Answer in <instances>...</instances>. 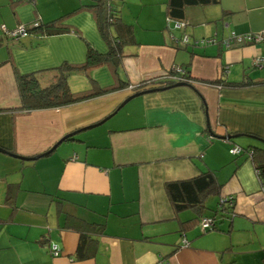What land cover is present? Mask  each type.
<instances>
[{
  "label": "crops",
  "instance_id": "1",
  "mask_svg": "<svg viewBox=\"0 0 264 264\" xmlns=\"http://www.w3.org/2000/svg\"><path fill=\"white\" fill-rule=\"evenodd\" d=\"M133 1V18L124 14L127 1L119 9L135 41L123 44L116 67L91 73L101 87L123 80L130 86L21 113L12 110L21 104L15 69L38 72L48 85L53 68L85 62L89 46L100 53L109 46L88 8L96 0H0V147L25 157L0 151V264H264V189L250 154L264 148V66L253 63L264 57V42H199L264 31V0L188 6L181 29L167 16L168 0ZM61 17L67 32L20 38L4 32ZM173 67L187 69L194 83L120 106L134 85ZM219 78L226 86L208 82ZM247 79L258 83H227ZM69 85L82 92L93 83L76 71ZM238 146L245 150L230 151ZM204 172L215 175L216 189L202 207L176 211L168 185ZM232 197L233 212L224 213L220 201ZM71 216L89 226L84 236ZM203 216L214 217L216 227L204 230ZM50 244L60 247L59 256Z\"/></svg>",
  "mask_w": 264,
  "mask_h": 264
},
{
  "label": "trees",
  "instance_id": "2",
  "mask_svg": "<svg viewBox=\"0 0 264 264\" xmlns=\"http://www.w3.org/2000/svg\"><path fill=\"white\" fill-rule=\"evenodd\" d=\"M28 1H33V0H28ZM217 1L218 0H168L167 16L169 19L174 20L175 23L185 22L187 19L186 8L188 6L199 5V4H211ZM88 8L92 9L95 12V15L97 16L100 33L105 38L109 46L108 51L106 53H100L93 46H89L87 58L85 62L81 64L64 62L63 64L57 66L56 68H53L52 70L55 72V78L54 81H52L48 85H43L41 83L38 72L22 73L17 69H15L19 94L21 98V104L19 107L12 109L13 111L22 113V112H29L38 109L63 107L70 104L82 102L84 100H88L96 96L104 95L113 92L115 90L124 88L126 86H130L131 83L123 80L115 85H111L108 87H101L94 81L91 73L94 68L99 67L103 64H109L116 67L120 63L123 57V44L129 42V40L135 41L133 25L126 24L125 22H123L120 16V9H119L120 7L116 6V4L114 5V0H96L95 3L89 4ZM25 27L28 33L31 31H37L43 35L59 34V33L67 32L68 30L71 29L67 24L63 22V17L47 23H39V24L37 23V25H33L31 27L25 25ZM5 35L11 37L6 33ZM210 38L211 37L203 38V39L207 41V39ZM212 38L216 39V42L221 44L224 40L222 39L221 41H218L219 39L216 36H213ZM1 44H2V38L0 37V45ZM235 45L238 44H233V46ZM175 68L174 67L171 68L167 72V74L162 78L144 80L136 84L134 86L135 92H140L143 90L157 91V90L173 87L178 82H184V80L179 81L174 79L172 76H182L187 79V81L185 82L188 84L192 82V78L187 73L188 72L187 69L182 67V71L184 73H179L178 75ZM76 71H80L89 77V79L93 83V86L90 90H86L82 92L72 91L69 85V78ZM208 82L210 84H215L217 86H226L225 80L222 78ZM227 83L231 87L233 86L241 87L244 85L255 84L258 82H251L248 81L247 79L243 81H236V82L231 81ZM0 111H3V109L0 108ZM71 138L73 137L70 136L67 139H71ZM233 148L240 149L239 152L245 150V148L243 149L242 147L239 146ZM250 154L264 189V148L256 147L254 150L250 151ZM217 186L218 183L216 181L215 175L211 172H204L203 174L194 177L192 179L170 183L168 185V191L171 200L175 206V210L181 211L187 207H192V206L202 207V202L204 198L209 193L213 192ZM12 194H13L12 186H10L8 190V196L10 197L12 196ZM227 202L222 203V201H220L221 204L220 209L225 211L224 213L226 212L232 213L233 212L232 207H234L235 205V199L233 197L229 198ZM205 217H210V216H205ZM212 218L215 219L214 217ZM71 221H73L74 223L72 227L78 229L81 235L84 236L87 230H84L83 228L89 226L86 225L83 221L79 219H75L72 216H71ZM70 225L71 224L69 222L68 226ZM214 227H216L215 224ZM52 245L53 244H50V251ZM78 249H79L78 250L79 256L87 255L82 253L83 252L82 243H80Z\"/></svg>",
  "mask_w": 264,
  "mask_h": 264
},
{
  "label": "built area",
  "instance_id": "3",
  "mask_svg": "<svg viewBox=\"0 0 264 264\" xmlns=\"http://www.w3.org/2000/svg\"><path fill=\"white\" fill-rule=\"evenodd\" d=\"M184 27H185V22H176V28L181 29ZM4 32L13 38H20L22 36L27 35V33H28L25 25H21V26L17 27L16 29H13V30H8V29L4 28ZM182 40H183V43H187L188 42V36L183 35ZM199 42H201V43H214V42H216V39L211 37L210 39H207V41L202 39ZM261 42H264V31L249 32V33H245V34L232 33L229 37H227L226 39L223 40L222 44H225L227 46H233V44L239 45V44H246V43H261ZM253 63L255 66H259V67L264 66V57H255L253 60ZM175 70L178 73V75H179V73H184L182 71V69L179 67H176ZM172 77L176 80H179V81L180 80L181 81L184 80V82L187 81V79L182 77V76H172ZM188 81H189V79H188ZM134 86H133V88H134ZM239 151H240V149H238V148H232L231 149V152H233V153H236ZM228 200H229V198H224L221 201H222V203H225ZM201 223H202V227L204 230H207V229L212 230L214 228L215 220L212 217H204L202 219ZM51 253L54 256H59L61 254V249L59 248V246L57 244H53L51 246ZM158 264H166V263L164 261H160Z\"/></svg>",
  "mask_w": 264,
  "mask_h": 264
},
{
  "label": "water",
  "instance_id": "4",
  "mask_svg": "<svg viewBox=\"0 0 264 264\" xmlns=\"http://www.w3.org/2000/svg\"><path fill=\"white\" fill-rule=\"evenodd\" d=\"M182 85H189L188 83H186V82H178V83H176L175 84V86H182ZM153 90H143V91H140V92H135V93H133L132 95H130L120 106H122L123 104H125L127 101H129V100H131L132 98H135V97H137V96H139V95H141V94H144V93H148V92H152ZM119 106V107H120ZM93 126H95V125H92V126H89V127H93ZM77 133V131H75V132H72V133H70V134H67V135H65L64 137H62L55 145H53V147L52 148H50L48 151H46V152H44V153H42V154H47V153H49V152H51L54 148H56L57 147V145L59 144V143H61V142H63L64 140H66L68 137H70V136H73L74 134H76ZM236 136H238V135H226V137L227 138H232V137H236ZM0 151H2V152H7V153H9V154H11V155H13V156H18V157H21V158H25V157H22V156H19V155H16V154H14V153H12V152H8L6 149H4V148H2V147H0ZM41 154V155H42ZM40 156V155H39ZM35 158H37V157H30V159H35Z\"/></svg>",
  "mask_w": 264,
  "mask_h": 264
},
{
  "label": "rangeland",
  "instance_id": "5",
  "mask_svg": "<svg viewBox=\"0 0 264 264\" xmlns=\"http://www.w3.org/2000/svg\"><path fill=\"white\" fill-rule=\"evenodd\" d=\"M127 1V3H126V9H125V16L127 17V18H133V16L135 15V14H133V12H132V10H133V8H132V10H130L129 9V7L131 6V5H133V0H121L120 2H123V4L125 3ZM121 4V3H120ZM123 4H121V6L123 5ZM120 6V7H121ZM141 12V11H140ZM139 12V13H140ZM146 16H149L148 15V12H144V13H141V20H143ZM135 24L137 25V26H139V23H137V21L135 22Z\"/></svg>",
  "mask_w": 264,
  "mask_h": 264
}]
</instances>
